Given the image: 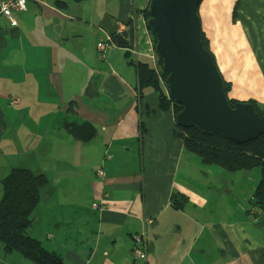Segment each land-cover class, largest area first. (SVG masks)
I'll list each match as a JSON object with an SVG mask.
<instances>
[{
  "label": "crops",
  "instance_id": "crops-1",
  "mask_svg": "<svg viewBox=\"0 0 264 264\" xmlns=\"http://www.w3.org/2000/svg\"><path fill=\"white\" fill-rule=\"evenodd\" d=\"M147 2L26 0L24 10L12 12L15 25L0 16V178L12 167L46 175L41 207L50 216L38 209L36 222L52 232L45 247L66 264H264V210L258 216L255 207L242 208L255 219L253 230L237 225L233 235L204 217L212 203L206 191L237 199L248 183L255 188L259 173L252 179L211 166L215 176L194 178L195 163L187 159L201 158L195 144L177 135L174 117L158 110L154 93L144 91L140 102L133 67L116 45L120 37L111 35L113 44L97 56L107 17L112 25L130 19L128 51L140 59ZM197 13L231 85L228 97L264 106V0H201ZM65 120L87 121L96 134L77 141ZM95 166L102 168L97 177ZM173 192L187 197L182 210L170 208ZM134 236L144 245L142 258L131 254ZM18 258L4 255L0 244V264Z\"/></svg>",
  "mask_w": 264,
  "mask_h": 264
},
{
  "label": "trees",
  "instance_id": "trees-1",
  "mask_svg": "<svg viewBox=\"0 0 264 264\" xmlns=\"http://www.w3.org/2000/svg\"><path fill=\"white\" fill-rule=\"evenodd\" d=\"M147 8L148 2L140 10L145 22L149 17ZM124 24L127 29L123 33V38L116 41V45L125 49L122 55L126 63L133 67L136 77L135 90L140 102L144 91L149 90L156 96L158 110L171 112L175 117L181 106L168 95L165 81L167 73L162 69L161 58L154 51L157 57V71L143 57L137 60L131 58L128 49L132 46L134 38L133 26L130 19H126ZM146 29L154 50V34L147 25ZM200 39L203 48L209 51V40L201 28ZM230 86V83L222 78V89L229 105L232 106L238 100L228 97ZM245 102L250 103L258 115L264 112V106L258 105L254 100L247 99ZM144 104L146 105L145 102ZM62 125L71 137L80 142H87L96 134L95 127L87 121L77 123L65 120ZM176 128L178 136L187 135L191 139L202 160H211L223 171L231 173L259 168V180L250 196V202L252 207L259 211L264 210V133L253 140L238 143L216 133L203 132L195 126L176 125ZM145 130L140 123V138ZM99 170L102 173L101 166H95L91 169V173L96 174L97 177ZM47 184L48 178L45 174L24 167H12L0 178V244L4 255L16 253L23 260L33 264H66L60 252L45 247V240L51 238L52 232L47 231L43 223L36 222V211L42 203H45L41 191ZM187 203V197L179 192H173L169 196V206L172 210H182ZM91 206L92 210L98 208L97 204ZM135 237L138 236L133 237L135 244L131 254L137 259L140 257L134 254L135 250L139 249L142 257L146 252L144 245L139 244L141 239L136 240Z\"/></svg>",
  "mask_w": 264,
  "mask_h": 264
},
{
  "label": "water",
  "instance_id": "water-1",
  "mask_svg": "<svg viewBox=\"0 0 264 264\" xmlns=\"http://www.w3.org/2000/svg\"><path fill=\"white\" fill-rule=\"evenodd\" d=\"M200 1H148L146 25L155 37L154 51L167 73L168 95L181 106L175 124L195 126L238 143L253 140L264 133V112L258 115L245 101L229 105L213 56L201 43ZM101 23L118 38L107 17Z\"/></svg>",
  "mask_w": 264,
  "mask_h": 264
},
{
  "label": "rangeland",
  "instance_id": "rangeland-1",
  "mask_svg": "<svg viewBox=\"0 0 264 264\" xmlns=\"http://www.w3.org/2000/svg\"><path fill=\"white\" fill-rule=\"evenodd\" d=\"M99 36L100 34L98 35L97 38H99ZM135 42H136V35H135ZM145 44H146V48H140V57H143L144 60L146 62H149L150 64H152L151 63L152 58H153V62L155 61L157 62L149 33L147 34L145 38ZM150 56H152V58ZM103 66H104V63L100 62L98 65V68L100 69ZM156 66H157V63H156ZM187 161H188L187 163L189 162L195 163L194 168L192 170V175L194 176V178L201 177V179H203L206 182L207 179L204 178L205 176H209V175L215 176L210 167L213 166L214 169H216L217 166L212 164V161H210L209 164H206L204 163L206 160L203 162L202 158H199V156L195 158L194 160L189 158L187 159ZM223 173H225L226 175H242V176L247 175L248 177H251L253 179L254 173L255 175L256 173L257 174L259 173V168L256 167L251 172L241 171V172L230 173V172L223 171ZM257 180H259V178ZM233 181L235 184V180ZM210 182L214 184V180H210ZM248 184L249 186H247L246 189L245 188L242 189V193L240 194V197H237V199H235L234 197H231L229 200H227L221 195H219L218 193L211 191V190H208L205 192L206 197H208V199L210 198L209 200L210 201L212 200V203L208 204V207L205 208L204 217L208 218L209 223H214V222L215 223L217 222V224L221 223V225L224 226L226 235H233L234 229L236 230L237 225H239L242 228V230H248V229L253 230V228L250 225L255 223L254 221L255 219L253 218L252 215L245 217L244 210H242V208H245L248 211L252 210L250 196H251L253 188H252V183H248ZM238 203H241V215L239 217L237 216V210H239ZM62 208L64 209V207H61V209ZM254 211L258 213V216L262 215V213L257 208H255ZM39 212L43 217L50 216V214L47 215L44 212L41 206L39 207ZM233 222L238 223V224H235V226L227 225V224H232ZM138 238L140 239V236H138L137 239ZM50 243L51 241L47 242V244H50ZM18 259L19 261H15L14 264H22V263L23 264H33L32 262L28 260H23V258H18Z\"/></svg>",
  "mask_w": 264,
  "mask_h": 264
},
{
  "label": "built area",
  "instance_id": "built-area-1",
  "mask_svg": "<svg viewBox=\"0 0 264 264\" xmlns=\"http://www.w3.org/2000/svg\"><path fill=\"white\" fill-rule=\"evenodd\" d=\"M26 7V0H0V16L5 17L11 25H15V20L12 17L13 11H22ZM126 30L124 27V24H116L115 25V34L119 37H123V32ZM105 33V32H104ZM114 42L113 37L109 33H105V35H102L98 38V41L96 42L97 47V56L101 57L104 50L109 47V45H112ZM152 58V56H150ZM156 57V55H155ZM157 58V57H156ZM152 67L157 71L156 61L153 62L152 58ZM98 174H101V171H98ZM136 240L137 237H135ZM134 254L137 257L142 258V253L139 249L135 250Z\"/></svg>",
  "mask_w": 264,
  "mask_h": 264
},
{
  "label": "clouds",
  "instance_id": "clouds-1",
  "mask_svg": "<svg viewBox=\"0 0 264 264\" xmlns=\"http://www.w3.org/2000/svg\"><path fill=\"white\" fill-rule=\"evenodd\" d=\"M123 38V37H120V39Z\"/></svg>",
  "mask_w": 264,
  "mask_h": 264
}]
</instances>
